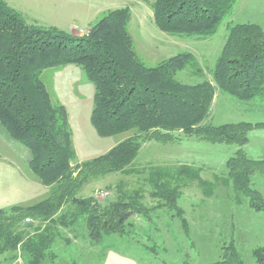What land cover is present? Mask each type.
I'll return each mask as SVG.
<instances>
[{"label":"trees","instance_id":"1","mask_svg":"<svg viewBox=\"0 0 264 264\" xmlns=\"http://www.w3.org/2000/svg\"><path fill=\"white\" fill-rule=\"evenodd\" d=\"M236 1L153 0V22L166 33L206 38L230 15ZM130 17L129 7L116 8L87 33L71 35L55 27L27 24L19 11L0 0V124L29 149L30 170L51 186L50 194L34 204L0 208V254L18 251L24 264L52 260L56 226L66 227L77 218L84 220L92 241L113 235L127 239L134 228L131 213L149 217L150 209L139 202L140 192L119 191L113 201L102 205L93 196H77L83 185L111 173L134 172L132 162L148 139L166 141L172 132H180L212 144L240 147L247 143L250 130L264 127V121L219 125L208 121L216 90L240 101L264 98V29L259 24L228 23L211 80L186 84L175 74L190 66L192 73L201 75L195 57L184 52L145 65L133 48L127 27ZM69 63L79 65L93 84L90 122L96 133L132 132L107 152L82 162L75 161L67 110L52 102L40 77L47 67ZM225 167L234 190L247 198L250 208L264 212V197L253 186V176L264 174V151L261 158L252 159L239 148ZM199 172L200 168L186 164L148 168L150 196L158 200L157 207L179 217L184 228L187 224L177 204L181 188L194 180L204 187L212 184ZM251 253L256 264H264V243ZM207 264L244 262L229 243L221 246L218 259Z\"/></svg>","mask_w":264,"mask_h":264},{"label":"rangeland","instance_id":"2","mask_svg":"<svg viewBox=\"0 0 264 264\" xmlns=\"http://www.w3.org/2000/svg\"><path fill=\"white\" fill-rule=\"evenodd\" d=\"M18 10L27 24L55 27L71 35L87 33V23L97 22L108 9L129 7L128 31L138 58L147 66L163 59L189 52L198 61L203 73L194 74L191 67L178 71L175 78L182 83L196 84L211 80L210 71L227 35L225 17L217 31L206 38L197 35L170 34L153 22V0H4ZM88 3L90 5H88ZM91 6V7H89ZM232 23L250 22L264 29V0H237L232 8ZM91 24V25H92ZM40 77L54 104H62L68 113L75 161L82 162L107 152L132 132L100 136L90 122L93 106V84L79 65L65 64L45 68ZM208 121L214 125L227 122L264 121V98L236 100L216 90ZM169 140L148 139L141 143L131 167L134 172L111 173L83 185L77 196H93L102 205L113 201L120 191L140 192L139 202L150 209L149 217L131 213L134 228L127 239L114 235L100 242L92 241L82 218L68 226L57 225L52 246L54 259L43 264H101L105 249L114 248L131 254L138 264H207L219 258L221 246L233 243L244 264H256L252 249L264 243V212L249 207L247 198L238 194L227 178L225 162L241 148L252 159L264 151V127L248 132L243 146L212 144L194 136L172 132ZM27 147L9 136L0 124V208L28 206L46 198L51 186L42 184L28 165ZM191 165L200 168L202 180L212 184L204 187L190 181L181 188L177 200L187 224L150 196L146 181L148 168ZM253 186L264 197V174L253 176ZM210 190V193H206ZM64 210V209H63ZM69 220V218H67ZM38 222H34V225ZM0 264H24L18 251L0 254Z\"/></svg>","mask_w":264,"mask_h":264},{"label":"crops","instance_id":"3","mask_svg":"<svg viewBox=\"0 0 264 264\" xmlns=\"http://www.w3.org/2000/svg\"><path fill=\"white\" fill-rule=\"evenodd\" d=\"M88 5H90V4L88 3ZM89 7H91V6H89ZM108 11H110V9H108ZM102 12L104 14L107 11L103 10ZM231 13H232V11H231ZM231 16H232V14L229 15L230 19L227 21V25L233 24L232 23L233 18ZM243 23H245V22H243ZM91 24H92V21L87 23L88 28H89V26H91ZM29 159H30V156H29ZM28 162H29V160H28ZM101 264H138V262L131 254H129L127 252L120 251V250L114 249V248H109V249H105V251H103Z\"/></svg>","mask_w":264,"mask_h":264},{"label":"built area","instance_id":"4","mask_svg":"<svg viewBox=\"0 0 264 264\" xmlns=\"http://www.w3.org/2000/svg\"><path fill=\"white\" fill-rule=\"evenodd\" d=\"M26 221H29V219H26Z\"/></svg>","mask_w":264,"mask_h":264}]
</instances>
